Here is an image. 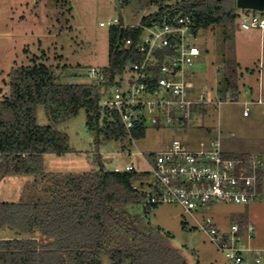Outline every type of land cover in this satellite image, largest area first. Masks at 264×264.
<instances>
[{
    "label": "rangeland",
    "instance_id": "1",
    "mask_svg": "<svg viewBox=\"0 0 264 264\" xmlns=\"http://www.w3.org/2000/svg\"><path fill=\"white\" fill-rule=\"evenodd\" d=\"M181 1L166 0L137 12L119 0H0V100L9 94L12 70L32 63L51 67L62 82L71 80L72 74L76 81L86 82L82 76L85 69H100L108 64L109 28L100 27L101 21L118 18L125 26L137 25L142 17L158 12L163 6H167L163 13L177 12ZM223 1L232 2L235 26L227 33L215 26L199 30L196 44L201 55L193 67L186 70L187 78L194 84L189 97L199 105L187 123L148 127L134 143L104 142L86 127L88 113L81 109L77 116L57 127L68 136L71 152L45 155L41 161V178L33 175L1 177L0 202H19L28 197L27 191L34 181L45 182V178L52 175L98 170L99 159L106 170L132 162L135 169L144 170L138 157H125L119 153L122 150L161 151L174 139L192 150L206 148L211 141H219L224 152L232 150L233 145L246 147L264 161V102L246 101L242 90L237 100L222 94L223 63L227 60L236 63L238 75L248 73L246 85L257 89L256 68L260 49L264 52V30L261 34L259 28L245 30L236 24L241 23L245 15L264 21V10L240 9L236 0ZM243 83L241 81V85ZM244 111L248 117L243 116ZM36 120L39 126L49 125L43 106L37 107ZM230 132L234 133L233 138L229 137ZM263 179L261 177V183ZM254 204L213 203L193 215L178 205L153 206L144 216L143 207H130L127 217L130 223L136 217H142L146 226L160 229L167 245L178 250L187 264H228L209 236L198 228L197 222L213 217L218 227L225 230L239 215L238 211L249 216L256 208Z\"/></svg>",
    "mask_w": 264,
    "mask_h": 264
},
{
    "label": "trees",
    "instance_id": "2",
    "mask_svg": "<svg viewBox=\"0 0 264 264\" xmlns=\"http://www.w3.org/2000/svg\"><path fill=\"white\" fill-rule=\"evenodd\" d=\"M119 1L137 12L166 2ZM166 8L142 17L140 23L159 19ZM179 8L177 12L193 15L196 29L215 26L227 33L235 26L231 1L182 0ZM108 32V64L100 68L105 84L121 74L128 61L140 59L133 47L126 48L119 41H136L141 28L113 27ZM235 64L229 60L223 63L222 94L228 99L236 97L239 88ZM71 77L62 82L51 67L35 63L12 70L9 94L0 100V178H41L44 155L71 152L68 136L57 127L81 109L87 110L86 127L97 138L104 142L126 141L127 134L117 118L100 119V86L78 82L74 74ZM38 106L44 107L49 125L37 124ZM145 130H133L132 135L137 139ZM97 164L98 170L34 181L28 197L19 202H0V264H187L178 250L167 245L160 229L146 226L142 217L133 219L134 225L129 222L127 209L143 207L145 196L133 189L136 173L106 170L100 159ZM258 187L263 189L260 180ZM151 208L143 207V216Z\"/></svg>",
    "mask_w": 264,
    "mask_h": 264
},
{
    "label": "built area",
    "instance_id": "3",
    "mask_svg": "<svg viewBox=\"0 0 264 264\" xmlns=\"http://www.w3.org/2000/svg\"><path fill=\"white\" fill-rule=\"evenodd\" d=\"M99 26L126 27L118 18L101 21ZM131 26L141 28L137 40L124 38L119 44L133 47L140 59L128 61L110 84H105L99 68H87L82 76L86 83L93 82L101 88L97 103L101 121L105 117L108 121L117 118L127 134L125 142L134 143L133 130L182 126L190 120L199 103L189 97L194 84L186 70L193 67L201 50L196 44L200 29L195 28L191 13H164L147 24ZM238 27L263 30L264 21L245 15ZM119 155L138 157L144 164L145 169L140 171L133 162L112 169L116 173H136L132 185L144 193L143 207L178 205L193 215L213 203L243 205L264 201V189L258 187L264 161L256 155H225L219 141L192 150L174 139L161 151L122 150ZM197 226L228 264H245L249 257L254 264L264 261V248L251 246L253 225L236 220L222 230L212 217H206Z\"/></svg>",
    "mask_w": 264,
    "mask_h": 264
},
{
    "label": "crops",
    "instance_id": "4",
    "mask_svg": "<svg viewBox=\"0 0 264 264\" xmlns=\"http://www.w3.org/2000/svg\"><path fill=\"white\" fill-rule=\"evenodd\" d=\"M238 24H236L237 27ZM264 30V29H263ZM260 29V33L262 34V31ZM259 59H258V66L256 68L257 73L256 75L258 76V85H257V89L254 90L253 87H251V85H246L248 83V77H246L248 73L244 74V73H240V75H238V92L236 93V99L237 100L240 95L242 94L241 90L244 91L243 92V96L244 98H246L245 100L248 102H254V101H258L259 103H263L264 102V52H262V48L259 51ZM254 73L251 72L250 75H252ZM246 80V81H245ZM241 81H243L244 83L242 85H246V87L241 89ZM225 97V96H224ZM244 103L246 104L247 102L244 101ZM246 112V111H244ZM243 112V116L244 117H248V114L244 115ZM263 113H264V109H263ZM233 134V135H231ZM235 135L233 132L229 133V137L233 138ZM222 149V148H221ZM234 149V150H233ZM233 149L232 150H226V152H224L225 155H255L253 154L254 152H250V148H246V147H241V148H237V145H233ZM45 156V155H44ZM44 156L42 158H44ZM262 177L264 178V166L262 169ZM264 180V179H263ZM262 187L264 189V182L261 183ZM259 203V204H257ZM254 209H252V211L250 212V215H246L245 213H243V211H238L239 215L236 216V219H234L233 221L236 220H241V221H245L251 225H253L255 227V236L254 239L251 242V246L254 248H264V201H258L255 204ZM213 218V217H212ZM217 224V223H216ZM250 261L251 264H254L251 261V258H248V261L245 264H248V262ZM264 264V261L261 263Z\"/></svg>",
    "mask_w": 264,
    "mask_h": 264
},
{
    "label": "water",
    "instance_id": "5",
    "mask_svg": "<svg viewBox=\"0 0 264 264\" xmlns=\"http://www.w3.org/2000/svg\"><path fill=\"white\" fill-rule=\"evenodd\" d=\"M236 4L240 9L264 10V0H236Z\"/></svg>",
    "mask_w": 264,
    "mask_h": 264
}]
</instances>
